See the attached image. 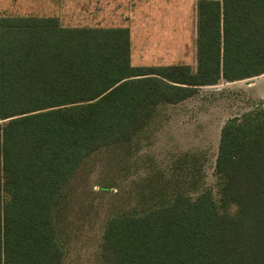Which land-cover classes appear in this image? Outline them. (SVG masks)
I'll return each mask as SVG.
<instances>
[{
  "label": "trees",
  "instance_id": "1",
  "mask_svg": "<svg viewBox=\"0 0 264 264\" xmlns=\"http://www.w3.org/2000/svg\"><path fill=\"white\" fill-rule=\"evenodd\" d=\"M195 41V70L133 67L126 28L0 16V264H62L68 201L96 158L126 174L158 108L263 75L264 0H198ZM197 160L135 186L106 220L102 264H264V105L223 124L216 194Z\"/></svg>",
  "mask_w": 264,
  "mask_h": 264
},
{
  "label": "rangeland",
  "instance_id": "2",
  "mask_svg": "<svg viewBox=\"0 0 264 264\" xmlns=\"http://www.w3.org/2000/svg\"><path fill=\"white\" fill-rule=\"evenodd\" d=\"M120 1L111 0L110 7L102 11L106 16L98 17L84 7L90 0H0V16H52L69 28H126L133 67L195 68L196 61L190 56L195 47L191 0H133L135 6L131 9L120 5ZM255 78L222 80L198 89L193 97L177 105L158 108L155 119L138 138L126 174L103 167L101 158H96L87 179L81 176L83 190L72 192L68 201V242L62 264H102L98 250L107 218L133 207V191L146 176L158 171L168 173L173 165L184 163L185 156L198 158V184L216 194L214 164L223 124L233 117L251 115L264 105V74L257 82ZM99 186L109 189L102 192Z\"/></svg>",
  "mask_w": 264,
  "mask_h": 264
},
{
  "label": "crops",
  "instance_id": "3",
  "mask_svg": "<svg viewBox=\"0 0 264 264\" xmlns=\"http://www.w3.org/2000/svg\"><path fill=\"white\" fill-rule=\"evenodd\" d=\"M198 0H191L192 2V9H193V34H195V38L194 41L196 40V3ZM111 4V0H90V2L87 4H84V7H86L90 12L92 16H106L105 14H102V11L106 8H109ZM120 5L122 6H127L128 9H131L132 7L135 6V3L133 0H122L120 1ZM27 16H37V15H27ZM37 17H46V16H37ZM48 17V16H47ZM50 17V16H49ZM52 17V16H51ZM56 18V17H55ZM93 28H101V27H93ZM129 31V30H128ZM129 41H130V34H129ZM192 50H191V59L193 60V62L196 61V41H195V47L194 45L192 46ZM130 64H131V59H130ZM156 66H161V65H156ZM175 66V65H173ZM188 66V65H187ZM138 67H143V66H138ZM195 67H196V63H195ZM192 70H195V68L193 69L192 67H190ZM263 75L258 76V78H255L256 82L257 79H260ZM201 88H205V87H201Z\"/></svg>",
  "mask_w": 264,
  "mask_h": 264
}]
</instances>
